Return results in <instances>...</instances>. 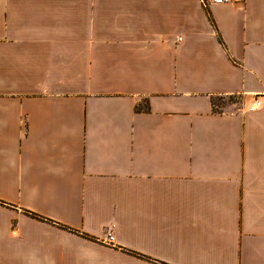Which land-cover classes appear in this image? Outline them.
<instances>
[{
  "label": "crops",
  "instance_id": "1",
  "mask_svg": "<svg viewBox=\"0 0 264 264\" xmlns=\"http://www.w3.org/2000/svg\"><path fill=\"white\" fill-rule=\"evenodd\" d=\"M0 264H264V0H0Z\"/></svg>",
  "mask_w": 264,
  "mask_h": 264
},
{
  "label": "built area",
  "instance_id": "2",
  "mask_svg": "<svg viewBox=\"0 0 264 264\" xmlns=\"http://www.w3.org/2000/svg\"><path fill=\"white\" fill-rule=\"evenodd\" d=\"M201 2L203 3V5L205 6V8L211 6V5H225L227 3L230 2V0H201ZM261 106V103L260 102H256L255 103V107L258 108ZM254 107H251V109H253ZM108 240L109 241H112L113 240V237L112 236H109L108 237Z\"/></svg>",
  "mask_w": 264,
  "mask_h": 264
},
{
  "label": "trees",
  "instance_id": "3",
  "mask_svg": "<svg viewBox=\"0 0 264 264\" xmlns=\"http://www.w3.org/2000/svg\"><path fill=\"white\" fill-rule=\"evenodd\" d=\"M220 102H221V101H216V102L214 101V103H213L214 108H215V106H217V107H221L223 104L220 103ZM136 110H137V111L148 110V106L146 105L145 108H143L142 106H140V107H138Z\"/></svg>",
  "mask_w": 264,
  "mask_h": 264
},
{
  "label": "rangeland",
  "instance_id": "4",
  "mask_svg": "<svg viewBox=\"0 0 264 264\" xmlns=\"http://www.w3.org/2000/svg\"><path fill=\"white\" fill-rule=\"evenodd\" d=\"M232 100H234V99H228V100H226V101H232ZM226 101H224V102H220V103L225 104Z\"/></svg>",
  "mask_w": 264,
  "mask_h": 264
}]
</instances>
